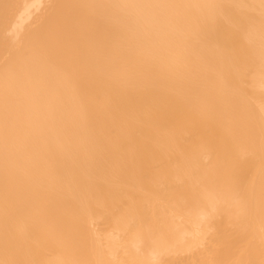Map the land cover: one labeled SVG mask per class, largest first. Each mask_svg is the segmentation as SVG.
Segmentation results:
<instances>
[{
	"label": "bare ground",
	"instance_id": "bare-ground-1",
	"mask_svg": "<svg viewBox=\"0 0 264 264\" xmlns=\"http://www.w3.org/2000/svg\"><path fill=\"white\" fill-rule=\"evenodd\" d=\"M0 264H264V0H0Z\"/></svg>",
	"mask_w": 264,
	"mask_h": 264
}]
</instances>
